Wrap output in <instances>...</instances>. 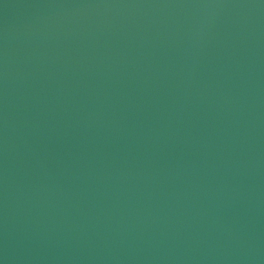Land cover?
<instances>
[{
    "label": "water",
    "instance_id": "1",
    "mask_svg": "<svg viewBox=\"0 0 264 264\" xmlns=\"http://www.w3.org/2000/svg\"><path fill=\"white\" fill-rule=\"evenodd\" d=\"M264 176V0H0V264H229Z\"/></svg>",
    "mask_w": 264,
    "mask_h": 264
}]
</instances>
